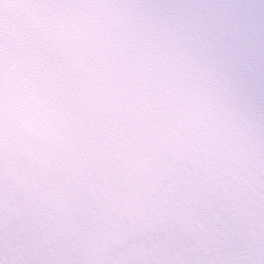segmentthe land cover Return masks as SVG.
I'll return each instance as SVG.
<instances>
[{
  "label": "snow or ice",
  "instance_id": "1",
  "mask_svg": "<svg viewBox=\"0 0 264 264\" xmlns=\"http://www.w3.org/2000/svg\"><path fill=\"white\" fill-rule=\"evenodd\" d=\"M0 264H264V0H0Z\"/></svg>",
  "mask_w": 264,
  "mask_h": 264
}]
</instances>
